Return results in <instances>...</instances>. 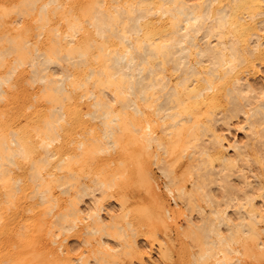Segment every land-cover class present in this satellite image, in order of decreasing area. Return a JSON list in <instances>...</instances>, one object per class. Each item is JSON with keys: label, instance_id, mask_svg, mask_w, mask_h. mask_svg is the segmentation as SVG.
Wrapping results in <instances>:
<instances>
[{"label": "bare ground", "instance_id": "6f19581e", "mask_svg": "<svg viewBox=\"0 0 264 264\" xmlns=\"http://www.w3.org/2000/svg\"><path fill=\"white\" fill-rule=\"evenodd\" d=\"M263 159L264 0H0V264H264Z\"/></svg>", "mask_w": 264, "mask_h": 264}, {"label": "rangeland", "instance_id": "374dc122", "mask_svg": "<svg viewBox=\"0 0 264 264\" xmlns=\"http://www.w3.org/2000/svg\"><path fill=\"white\" fill-rule=\"evenodd\" d=\"M27 20V19H26ZM36 33V32H35ZM34 40L37 41V39L35 38ZM44 38H42L39 42H43ZM22 85V84H21ZM40 87V86H39ZM38 86H35V87H27L25 84L21 87V88H15L13 89V92L15 93L14 96L17 98V100L19 102H32L35 104V101H36V97H38L39 95L42 94V87L39 88ZM30 88H33V90H31ZM26 89V91H25ZM41 91V92H40ZM40 92V93H39ZM39 93V94H38ZM35 97V98H34ZM34 98V99H33ZM45 104V102H44ZM39 108H42V107H39ZM239 121V122H238ZM240 119H232L229 121V132L232 133L233 135H235V140L238 142V144H248L249 148H247V152L251 153L253 150H255V147H254V141H250L248 142L246 140V137L244 136V134L241 133L240 128L242 127L243 125V122L240 123ZM222 128L223 130L226 128V126H223L222 125ZM228 133H226L225 131L222 133V135H227ZM231 153V152H230ZM246 164L249 166V169L252 171V174L255 175L257 178L259 179H262L261 178V175L264 174V166H260V165H256L255 163H252L251 161H247L245 160ZM263 162H264V159H263ZM170 163H175L174 161H171ZM179 163H175L174 166H175V176L179 179V180H182L184 179V176H183V172H184V168H180ZM264 165V164H263ZM153 170L155 171L156 173V178H157V187L156 189L158 191L161 192L162 196L164 197L163 199L166 201V203L169 205V208H172V209H175L177 210V208L175 207V204H174V201L176 200L177 202H179V200L177 198H175L173 195L171 194H168L165 192L163 186H164V183H165V178L161 175V173L159 172V170H157L156 166L153 165L152 166ZM188 179V178H187ZM185 184H186V187L188 189H190V184L189 182H186L185 181ZM75 188H77V186L74 187L73 191L75 190ZM112 200H110L111 202ZM109 204V203H108ZM110 205V204H109ZM111 206V205H110ZM107 204H106V207L107 209H109V207ZM111 208V207H110ZM181 211H185V208H183L182 206L180 207ZM107 214L106 216L109 217L110 214H119V211L115 208L110 209V211H106ZM116 212V213H115ZM170 223V222H169ZM171 225H173L171 223ZM174 226H171L168 228V239H169V243H170V247H171V251L169 252V256H168V259L166 260V263L165 264H186L187 261L191 260V256L193 253L196 252V247H194V245H192V243L187 239V240H184L185 238H180L178 235V231L174 229ZM177 227V226H175ZM260 227H263V225H261ZM178 229V227H177ZM180 230V229H179ZM177 235H176V233ZM181 233V232H180ZM177 236V238H176ZM154 241L152 242L153 243V252H155L156 250L154 249L157 245V242L161 240V235L160 234H156L154 236ZM97 236L95 237V239L93 240V245H97ZM179 239V240H177ZM188 242V243H187ZM182 243V244H181ZM76 246V245H75ZM86 246H82L80 245L79 246V251L76 252V253H81L82 250L86 249L85 248ZM236 248L239 249V247L236 245L235 246ZM78 248V247H77ZM83 248V249H82ZM91 247H87V249H90ZM232 256H235V257H239V255H232ZM189 257V258H188Z\"/></svg>", "mask_w": 264, "mask_h": 264}]
</instances>
